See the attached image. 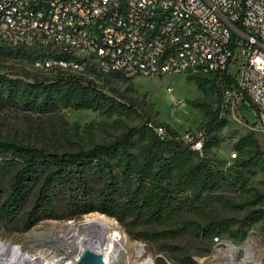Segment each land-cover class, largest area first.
Segmentation results:
<instances>
[{"label": "trees", "instance_id": "trees-1", "mask_svg": "<svg viewBox=\"0 0 264 264\" xmlns=\"http://www.w3.org/2000/svg\"><path fill=\"white\" fill-rule=\"evenodd\" d=\"M19 57L31 62L35 53L0 44V59ZM185 80L203 95L186 102L203 115L195 128L203 138L201 155L168 125L158 123L154 105L136 95L132 82L118 74H93L91 79L71 74L13 79L0 74V110L14 107L41 115L89 111L107 119L137 120L110 141L72 152H49L0 139V224L24 233L41 221L97 213L114 220L134 240L155 244L186 236L210 243L229 230L244 238L255 224L264 229V196L249 192L246 203L237 206L220 195L222 188L248 192V178L264 171V154L253 133L233 144L237 156L225 167L212 150L223 141L228 109L220 115L219 104L211 109L204 103L207 93L215 94L220 103V89L214 79ZM222 80L229 88L231 81ZM147 123L163 127L165 136L158 138ZM215 204L236 214L250 210L239 217L223 216L213 209ZM188 214L195 219H186ZM179 264L195 263L183 257Z\"/></svg>", "mask_w": 264, "mask_h": 264}, {"label": "built area", "instance_id": "built-area-1", "mask_svg": "<svg viewBox=\"0 0 264 264\" xmlns=\"http://www.w3.org/2000/svg\"><path fill=\"white\" fill-rule=\"evenodd\" d=\"M0 44L32 49L30 69L39 79L113 73L128 80L214 79L222 107L246 100L252 130L264 135V0H0ZM146 126L165 136L163 127ZM181 138L201 155V134ZM210 243L217 252L225 248L224 262L213 254L205 264H254L245 255L236 261L224 237ZM124 247L115 264H172L147 253L143 241L132 240L129 258Z\"/></svg>", "mask_w": 264, "mask_h": 264}, {"label": "rangeland", "instance_id": "rangeland-1", "mask_svg": "<svg viewBox=\"0 0 264 264\" xmlns=\"http://www.w3.org/2000/svg\"><path fill=\"white\" fill-rule=\"evenodd\" d=\"M0 74L13 79H26V77L33 76L30 61L21 57L11 60L0 59ZM130 81L136 95H144L145 100L154 105L153 111L158 114L154 119L158 123H165L180 136H184L187 131L195 132L203 115L199 110L187 106L186 102L202 99L203 95L191 83L186 82L182 75L137 77ZM166 88H170L169 93L165 91ZM176 101L180 103L178 106H174ZM223 101L222 97L221 102L218 103L216 95L210 93H207L204 98V103L211 109L219 104L220 115H223L226 110L222 107ZM227 109L228 114L225 116L227 126L221 131L223 141L218 149L212 150L214 157L222 161L225 167L230 166L234 157L237 156V152L233 151V144L247 132L253 133L259 151L264 154V135L260 131L252 130L254 128L251 126L253 113L249 106L246 103H240L238 106H228ZM135 121H137L135 118L107 119L89 111L62 110L57 115H41L10 107L0 110V139L41 148L49 152H72L110 141L119 136L126 127L135 126ZM246 191L248 192H231L222 188L220 195L229 203L237 206L246 203L249 192L264 196V171H256L248 178ZM213 209L220 215L229 217H239L250 210L247 207L243 212L236 214L222 204H215ZM92 215L99 214L90 213L66 221H41L24 233L14 232L11 225L0 224V241L12 245L20 261L31 256L35 257L40 253L51 258L59 254L63 248H67L72 255L76 240L73 237H65L68 230L62 226L71 222L68 229L82 230L85 227L83 222ZM186 219L194 220L195 217L188 214ZM112 226L121 229L128 244L129 257H131L134 238L127 236L114 220H112ZM223 237L229 246L235 248L233 257L236 261L245 255L251 263L264 264V229L260 224L253 225L244 238L235 234V230H229ZM145 245L147 253L152 256L160 254L172 264H179L183 257H189L195 264H205L213 254H217L219 261L224 262L220 256L225 253V248L217 252L211 243L202 239L196 240L190 236L165 240L158 244L146 242ZM160 263L163 264L162 261Z\"/></svg>", "mask_w": 264, "mask_h": 264}, {"label": "bare ground", "instance_id": "bare-ground-1", "mask_svg": "<svg viewBox=\"0 0 264 264\" xmlns=\"http://www.w3.org/2000/svg\"><path fill=\"white\" fill-rule=\"evenodd\" d=\"M71 224V222H68L62 228L68 230L67 234L65 233V237H73L76 240L72 255L67 248H63V250L59 251V254L51 258H48L44 253H40L35 257L31 256L20 261V257L14 247L0 241V264H74L82 246L95 253H100L106 264H115V254L124 243L126 258H129L130 254L126 238L119 227L112 226L111 219L102 215L88 216L83 222L85 227L82 230L68 229ZM71 233L72 236L69 237Z\"/></svg>", "mask_w": 264, "mask_h": 264}, {"label": "water", "instance_id": "water-1", "mask_svg": "<svg viewBox=\"0 0 264 264\" xmlns=\"http://www.w3.org/2000/svg\"><path fill=\"white\" fill-rule=\"evenodd\" d=\"M103 216V215H102ZM74 264H106L100 253H95L85 246L79 249Z\"/></svg>", "mask_w": 264, "mask_h": 264}, {"label": "crops", "instance_id": "crops-1", "mask_svg": "<svg viewBox=\"0 0 264 264\" xmlns=\"http://www.w3.org/2000/svg\"><path fill=\"white\" fill-rule=\"evenodd\" d=\"M192 84V83H191ZM193 85V84H192ZM194 86V85H193Z\"/></svg>", "mask_w": 264, "mask_h": 264}]
</instances>
